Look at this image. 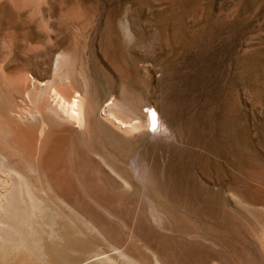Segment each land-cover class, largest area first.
<instances>
[{"label": "rangeland", "instance_id": "1", "mask_svg": "<svg viewBox=\"0 0 264 264\" xmlns=\"http://www.w3.org/2000/svg\"><path fill=\"white\" fill-rule=\"evenodd\" d=\"M61 53L102 107L156 110L161 127L128 143L145 153L147 178L132 175L165 245L219 249L221 217L260 218L240 197L264 203V0H0L3 105L30 104L17 82L50 77ZM96 124L86 141L104 152Z\"/></svg>", "mask_w": 264, "mask_h": 264}, {"label": "bare ground", "instance_id": "2", "mask_svg": "<svg viewBox=\"0 0 264 264\" xmlns=\"http://www.w3.org/2000/svg\"><path fill=\"white\" fill-rule=\"evenodd\" d=\"M64 56L50 77L26 73L17 82L31 105L8 109L0 100V264H264V203L246 191L241 202L261 216H245L249 229L221 217L231 227L219 232V249L161 241L132 175L147 178L145 153L128 143L161 127L156 110L117 99L102 107ZM93 123L104 152L86 141Z\"/></svg>", "mask_w": 264, "mask_h": 264}]
</instances>
